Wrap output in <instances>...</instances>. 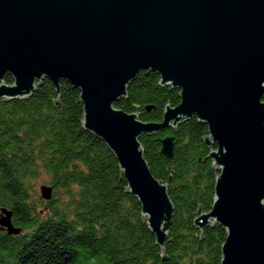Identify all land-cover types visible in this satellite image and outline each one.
Instances as JSON below:
<instances>
[{"label": "water", "instance_id": "water-1", "mask_svg": "<svg viewBox=\"0 0 264 264\" xmlns=\"http://www.w3.org/2000/svg\"><path fill=\"white\" fill-rule=\"evenodd\" d=\"M142 70L179 90L160 122L115 106ZM44 79L58 97L61 81L79 90L83 129L115 156L162 254L174 205L140 137L205 124L214 195L194 225L225 230L219 264H264V0H0V100L28 99ZM157 140L171 160L174 136ZM11 215L0 230L16 235Z\"/></svg>", "mask_w": 264, "mask_h": 264}, {"label": "trees", "instance_id": "trees-1", "mask_svg": "<svg viewBox=\"0 0 264 264\" xmlns=\"http://www.w3.org/2000/svg\"><path fill=\"white\" fill-rule=\"evenodd\" d=\"M79 94L61 81L58 97L44 79L28 99L0 100V212L11 211L20 228L16 235L0 230V264H219L225 230L194 225L198 207L209 211L214 195L207 126L193 116L176 130L140 137L150 171L168 185L174 205L162 254L115 156L83 129ZM179 102V90L142 70L115 106L160 122L165 106ZM165 136H174L171 160L160 154L157 138ZM42 176L49 200L34 185Z\"/></svg>", "mask_w": 264, "mask_h": 264}, {"label": "rangeland", "instance_id": "rangeland-1", "mask_svg": "<svg viewBox=\"0 0 264 264\" xmlns=\"http://www.w3.org/2000/svg\"><path fill=\"white\" fill-rule=\"evenodd\" d=\"M45 182H46L45 176L40 177L38 180L34 182V185L37 188V191H39L40 186H48Z\"/></svg>", "mask_w": 264, "mask_h": 264}]
</instances>
